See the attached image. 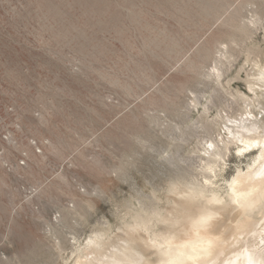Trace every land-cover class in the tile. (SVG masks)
I'll list each match as a JSON object with an SVG mask.
<instances>
[{
    "label": "rangeland",
    "instance_id": "rangeland-1",
    "mask_svg": "<svg viewBox=\"0 0 264 264\" xmlns=\"http://www.w3.org/2000/svg\"><path fill=\"white\" fill-rule=\"evenodd\" d=\"M248 58L264 61V0H0V264H74L90 237L142 235L139 214L187 240L203 202L172 184L205 183L254 97ZM222 150L224 196L259 152Z\"/></svg>",
    "mask_w": 264,
    "mask_h": 264
},
{
    "label": "bare ground",
    "instance_id": "bare-ground-1",
    "mask_svg": "<svg viewBox=\"0 0 264 264\" xmlns=\"http://www.w3.org/2000/svg\"><path fill=\"white\" fill-rule=\"evenodd\" d=\"M248 60L252 65L248 85L254 97L242 93L245 109L239 116L223 119L226 138L211 142L204 165L207 175L218 174L217 163L225 155L222 149L227 151L231 144L239 151L257 150L259 154L247 170H239L232 177L224 196L213 187L211 174L203 175L205 183L172 184L177 193L203 202L198 230L187 240L164 241L149 228L155 214L135 215L142 235L127 233L104 241L105 231L102 236L90 237L92 245L78 250L74 264H150L139 245L133 243L136 239H148L157 246L162 256L159 264H264V61ZM214 68L220 77L219 65Z\"/></svg>",
    "mask_w": 264,
    "mask_h": 264
}]
</instances>
